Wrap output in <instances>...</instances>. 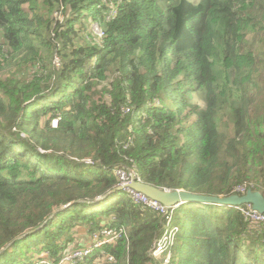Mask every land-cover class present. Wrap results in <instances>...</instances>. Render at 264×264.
<instances>
[{"label": "trees", "instance_id": "obj_1", "mask_svg": "<svg viewBox=\"0 0 264 264\" xmlns=\"http://www.w3.org/2000/svg\"><path fill=\"white\" fill-rule=\"evenodd\" d=\"M114 7L107 20L110 0H0V264L58 260L103 227L123 232L80 264H161L162 217L112 191L118 167L169 190L264 194V0ZM173 219L170 264H264V223L235 206L187 202Z\"/></svg>", "mask_w": 264, "mask_h": 264}, {"label": "built area", "instance_id": "obj_2", "mask_svg": "<svg viewBox=\"0 0 264 264\" xmlns=\"http://www.w3.org/2000/svg\"><path fill=\"white\" fill-rule=\"evenodd\" d=\"M117 10L110 3V8L106 15V19L109 20L115 16ZM92 33L87 35V39L92 40V36L101 38L103 36V29L97 22H92L90 25ZM59 65L58 59H56ZM130 111L129 107L123 108L124 113ZM58 124V119H53L51 121V127H56ZM90 163V161H87ZM115 175L119 179L117 187H120L123 191H126L134 203L141 204L144 207L156 210L160 213L162 217V234L156 242L153 243L150 250V255L155 259H162L161 264H170L171 259V247L175 242V237L177 235L175 226L172 225V215L179 205L172 207H166L161 203L147 197L145 194L138 192L130 187L133 181H141L134 169H127L125 166L118 167L114 170ZM142 182V181H141ZM252 184L239 185L235 188V192H247V190H252ZM242 213L245 220L249 221L251 224L264 223V212H259L252 209L249 204L244 206H235ZM123 232V229L116 230L110 228H101L99 231L91 235V242L86 246L80 248H72L67 252L63 253L58 260H53L49 258V255L40 257L38 262L35 264H80L84 261L91 252L102 247L105 244L114 242ZM108 261H114L113 257L106 255Z\"/></svg>", "mask_w": 264, "mask_h": 264}, {"label": "water", "instance_id": "obj_3", "mask_svg": "<svg viewBox=\"0 0 264 264\" xmlns=\"http://www.w3.org/2000/svg\"><path fill=\"white\" fill-rule=\"evenodd\" d=\"M130 187L138 192L145 194L147 197L161 203L166 207H172L175 205L180 206L187 202H199L204 204H215V205H225V206H239V205L249 204L252 207V209L257 210L259 212H264V194L257 190H247V192L243 195L231 194L228 196H217V195H204V194L191 193L180 189L169 190L167 188L156 187L141 181H133L130 184ZM115 190H122V189L120 187H116L112 191ZM105 196L98 197L95 201H100ZM57 211L59 210H56V212ZM53 214L50 216V218L53 217ZM28 233L29 232L23 234L22 236L16 239L25 237ZM10 245L11 243L7 244L4 248L1 249V251L5 250Z\"/></svg>", "mask_w": 264, "mask_h": 264}, {"label": "rangeland", "instance_id": "obj_4", "mask_svg": "<svg viewBox=\"0 0 264 264\" xmlns=\"http://www.w3.org/2000/svg\"><path fill=\"white\" fill-rule=\"evenodd\" d=\"M105 2H109V0H104ZM119 0H110V3L113 5V6H116V2H118ZM191 1H194V2H198V0H191ZM92 22V20H87L86 21V23H85V26H86V33L88 34V33H92V30L90 29V25L92 24L91 23ZM101 26V25H100ZM86 40L87 41H89V39H87V35H86ZM257 41V44H258V46L260 45V41L259 40H256ZM257 49H255V51H256ZM53 65L54 66H58V62L56 61V58L53 60ZM107 102H109L110 101V97H109V95L107 94L106 96H105V98H104ZM221 130L222 131H227V128L225 127V125H221ZM262 180V179H261ZM176 209H178V207L176 208ZM171 221H174V219H173V215H172V220ZM172 225V224H171ZM173 226H175V228H176V233H178V226L177 225H172L171 227H173ZM81 236V235H80ZM89 235H88V233L85 235V236H83V238H80V239H77L76 241H75V244H77V246H80V244H82V243H84V242H86V237H88ZM177 236V235H176ZM80 240V241H79ZM46 253H47V255H49V258L50 259H52L51 258V256H50V253L49 252H44L40 257H44V256H46ZM159 260H161L162 261V259H159ZM38 262V260H36V262L35 263H37ZM34 263V264H35Z\"/></svg>", "mask_w": 264, "mask_h": 264}, {"label": "crops", "instance_id": "obj_5", "mask_svg": "<svg viewBox=\"0 0 264 264\" xmlns=\"http://www.w3.org/2000/svg\"><path fill=\"white\" fill-rule=\"evenodd\" d=\"M77 234H78V235H77V239L83 238V236L86 235L84 232L82 233L80 229L77 230ZM80 235H81V236H80ZM77 239H76V240H77ZM85 240H86V242L80 244V246H85V245L89 244V243L91 242V236H90V237H89V236L86 237ZM79 241H80V240H79ZM75 246H77V244H75Z\"/></svg>", "mask_w": 264, "mask_h": 264}]
</instances>
